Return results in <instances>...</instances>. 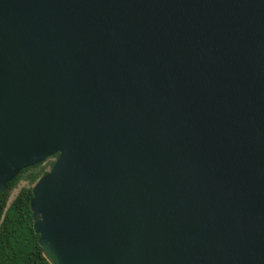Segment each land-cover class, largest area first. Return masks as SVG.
Wrapping results in <instances>:
<instances>
[{
	"label": "water",
	"instance_id": "water-1",
	"mask_svg": "<svg viewBox=\"0 0 264 264\" xmlns=\"http://www.w3.org/2000/svg\"><path fill=\"white\" fill-rule=\"evenodd\" d=\"M50 264H264V0H0V194Z\"/></svg>",
	"mask_w": 264,
	"mask_h": 264
},
{
	"label": "trees",
	"instance_id": "trees-1",
	"mask_svg": "<svg viewBox=\"0 0 264 264\" xmlns=\"http://www.w3.org/2000/svg\"><path fill=\"white\" fill-rule=\"evenodd\" d=\"M45 161L23 169L8 182L5 191L0 194V264H50L38 242L39 235L33 230L30 209L32 185L48 170L40 167ZM53 163L54 160L49 163L48 168ZM24 173L30 184L21 187L9 202L10 190Z\"/></svg>",
	"mask_w": 264,
	"mask_h": 264
},
{
	"label": "rangeland",
	"instance_id": "rangeland-1",
	"mask_svg": "<svg viewBox=\"0 0 264 264\" xmlns=\"http://www.w3.org/2000/svg\"><path fill=\"white\" fill-rule=\"evenodd\" d=\"M52 157L48 158L45 162H43L40 167L48 168L49 163L52 161ZM26 173L23 174V176L19 179V181L17 182L16 186L13 187L10 192H9V199L8 201L10 202L18 193L19 189L23 186H28L30 183L28 182L27 178L25 177Z\"/></svg>",
	"mask_w": 264,
	"mask_h": 264
},
{
	"label": "flooded vegetation",
	"instance_id": "flooded-vegetation-1",
	"mask_svg": "<svg viewBox=\"0 0 264 264\" xmlns=\"http://www.w3.org/2000/svg\"><path fill=\"white\" fill-rule=\"evenodd\" d=\"M51 157H52L53 160L55 159V155H54V156H51ZM49 158H50V157H49ZM47 159H48V158H47ZM47 159H45V160H47ZM53 160H52V161H53Z\"/></svg>",
	"mask_w": 264,
	"mask_h": 264
}]
</instances>
